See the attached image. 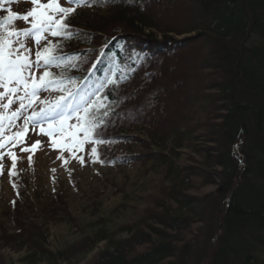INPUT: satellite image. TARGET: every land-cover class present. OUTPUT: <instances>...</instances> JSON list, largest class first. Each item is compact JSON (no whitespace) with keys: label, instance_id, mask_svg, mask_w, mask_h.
Returning <instances> with one entry per match:
<instances>
[{"label":"trees","instance_id":"trees-1","mask_svg":"<svg viewBox=\"0 0 264 264\" xmlns=\"http://www.w3.org/2000/svg\"><path fill=\"white\" fill-rule=\"evenodd\" d=\"M93 5V16L79 13L68 23L89 46L114 36L99 71L127 70L122 83L128 85L146 67L155 68L171 82V91L163 93L167 102L189 114L177 122L167 114L162 119L152 107L149 119L156 125L146 129L134 118L140 104L136 91L127 93L120 83L101 88L111 105L107 126L113 129L120 112L129 109L131 120L122 131L130 134L123 139L139 145L143 135L155 147L146 161L163 165L170 196L146 230L125 226V236H117L103 226L104 215L99 226L86 224L78 253L84 256L104 241L91 264H264V0H95ZM179 35L188 36L175 38ZM64 74L71 87L77 73ZM120 100L126 104L118 108ZM158 125L167 127L157 133ZM185 149L199 156L198 165L180 164ZM141 156L131 154L129 160ZM206 186L219 191L189 193ZM24 209L33 210L18 202L9 209L15 232L0 222L2 246L24 250L21 264H73L72 245L48 248L55 213L40 222L38 214ZM192 229L200 231L195 241L184 236Z\"/></svg>","mask_w":264,"mask_h":264},{"label":"rangeland","instance_id":"rangeland-1","mask_svg":"<svg viewBox=\"0 0 264 264\" xmlns=\"http://www.w3.org/2000/svg\"><path fill=\"white\" fill-rule=\"evenodd\" d=\"M3 7L7 15L6 9L8 8L16 13H25L33 5L30 0H12L11 3L4 4ZM80 14L85 17L93 16L95 13L84 10ZM13 26L16 29L29 27L23 20L14 21ZM185 36L188 35H179L175 38L182 39ZM52 38L51 36L47 37L49 40ZM74 41L77 42L76 45L69 49H74L80 44L79 41ZM46 43L47 40L41 41L40 47L43 48ZM27 44L33 50L34 59L36 45L31 40ZM164 68L168 67L164 66ZM178 68L179 75L183 66ZM153 69L155 68L146 67L142 74L138 75L125 89L127 93L136 91L137 96L140 95L138 103L141 105L134 107L132 102L130 105L134 107V111L137 113L135 117L140 120V125L146 129L154 122L149 119L152 115L149 112L152 107L154 112H162L160 115L162 119H165L167 114L174 117V121L177 122H179V118H185L184 113L189 114L182 105L173 107L171 102H167L163 93L171 91L168 87L171 82L165 77L159 76V72ZM162 71H167V69H162ZM46 94L48 93L45 91L39 93L40 99H44ZM34 107L38 111L42 105L37 103ZM17 123L19 128L12 129V132L17 130L23 132V121ZM153 125H156V122ZM43 126L45 129L47 128L46 124ZM40 127L37 125L35 128H30L24 144H19L15 148L8 146L3 150L13 151L17 157L16 166L12 168V160L5 155L2 161L3 168L0 170V222L7 221L9 232L14 228L12 222L9 221L12 218L9 209H12L14 201L18 202L20 207L33 208L30 211L24 210L31 216L38 214L40 222L44 217L47 218L48 215L55 213L48 224V248L55 250L72 245L73 264H91L105 242H100L92 251L81 256L78 252L82 246L81 241L86 224L93 223V225L99 226L98 220L101 215H104L110 221L104 222L103 226L105 224V227L114 229L117 236L124 237L125 226L148 229V226L154 224V215L169 203L170 186L168 183L170 178L168 179L165 175L163 165L146 161L149 153L155 147L149 142L145 143V136L140 135L143 142L139 145L124 144L126 142L100 144L97 149L105 159V161L101 160L102 163L93 162V158L89 155L91 148H86L84 153L73 149L76 156H83L84 163L81 164L80 160L73 158L67 150L61 151L60 148L52 147L49 136L39 134ZM166 127L158 125L154 130L160 133L162 128ZM6 134L11 135L12 133ZM37 140L41 142L37 150L33 152L20 150L21 147L31 146ZM181 152L183 153L180 160L181 165L199 164V156L193 154L191 150L185 149ZM126 154L142 155L140 158L143 159L135 162L119 160L118 163L109 160L111 158L116 160ZM29 156H31V163H29ZM58 156L63 158L58 159ZM107 156L108 159H106ZM65 160L67 163L64 162ZM53 169L55 171H52ZM9 170L15 175L10 176ZM174 173L177 174V172ZM212 192H218V189L215 186H206L192 189L189 193L202 197ZM22 193L23 197H20L19 195ZM7 211L9 215L6 214ZM195 232L196 230L193 229L184 230V236L186 239L193 238L195 241L200 236V231L198 229L194 235ZM2 244L0 241L2 264H21L20 260L26 252L24 250L15 251L8 246L3 247Z\"/></svg>","mask_w":264,"mask_h":264},{"label":"snow or ice","instance_id":"snow-or-ice-1","mask_svg":"<svg viewBox=\"0 0 264 264\" xmlns=\"http://www.w3.org/2000/svg\"><path fill=\"white\" fill-rule=\"evenodd\" d=\"M11 2L0 0V8ZM30 2L33 7L25 13H16L8 8V14L0 17V170L5 155L12 160V168H15L17 160L15 152L3 150L8 146L15 148L24 144L27 132L37 125L41 126L39 134L49 136L52 147L67 150L81 164L84 163L83 156H76L73 149L82 152L85 144L92 145L89 155L93 162L102 163L97 145L109 142L103 139V129L107 126L106 118L110 115L111 105L105 103L107 97L103 96L101 88L118 86L119 81L108 79L107 85L102 84L100 88L89 91L87 81L83 86L76 81H69V87L65 82V74L57 75L49 71L54 66L61 67L66 60L73 63L79 58L62 54L60 41H70L81 35L67 21L78 7L92 6L95 0H63L70 5L68 7L63 6L61 0ZM16 20H23L29 27L16 29L13 26ZM48 36L60 39L54 43L47 39ZM29 40L36 45L34 59L33 50L27 44ZM44 40L47 43L41 48V41ZM42 91H58L62 94L54 100H41L39 93ZM37 103L43 105L38 111L34 107ZM21 120L23 132H12V129L19 128L17 122ZM45 124L46 129L43 126ZM40 144L37 140L20 150L33 152ZM64 162L67 163V160ZM9 175L15 173L9 170Z\"/></svg>","mask_w":264,"mask_h":264},{"label":"bare ground","instance_id":"bare-ground-1","mask_svg":"<svg viewBox=\"0 0 264 264\" xmlns=\"http://www.w3.org/2000/svg\"><path fill=\"white\" fill-rule=\"evenodd\" d=\"M125 120L127 121V120H128V118L126 117V118H125ZM122 122L124 123V121H123V120H122Z\"/></svg>","mask_w":264,"mask_h":264}]
</instances>
